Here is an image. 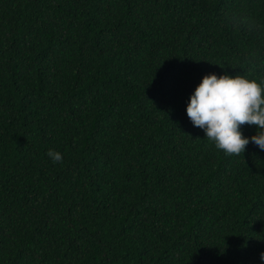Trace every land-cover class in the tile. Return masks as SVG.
I'll return each mask as SVG.
<instances>
[{"label": "trees", "instance_id": "trees-1", "mask_svg": "<svg viewBox=\"0 0 264 264\" xmlns=\"http://www.w3.org/2000/svg\"><path fill=\"white\" fill-rule=\"evenodd\" d=\"M241 12L264 26V0H0V264H264L257 127L229 156L186 114L207 75L264 81Z\"/></svg>", "mask_w": 264, "mask_h": 264}, {"label": "clouds", "instance_id": "clouds-1", "mask_svg": "<svg viewBox=\"0 0 264 264\" xmlns=\"http://www.w3.org/2000/svg\"><path fill=\"white\" fill-rule=\"evenodd\" d=\"M227 23L237 33L253 34L264 28L243 12L227 17ZM257 60L255 50L247 53L244 63L250 75L257 68ZM186 114L194 127L205 132V139L226 155L240 156L245 152L250 140L240 131L243 125L257 127L251 142L264 151V81L258 83L240 75H207L190 97ZM47 156L53 163L63 162L62 155L54 150H49ZM260 259L264 261V253Z\"/></svg>", "mask_w": 264, "mask_h": 264}]
</instances>
